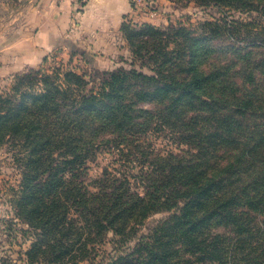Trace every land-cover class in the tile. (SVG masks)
Listing matches in <instances>:
<instances>
[{"label":"trees","instance_id":"16d2710c","mask_svg":"<svg viewBox=\"0 0 264 264\" xmlns=\"http://www.w3.org/2000/svg\"><path fill=\"white\" fill-rule=\"evenodd\" d=\"M215 2L264 19V0ZM263 24L225 19L161 29L125 16L120 32L151 75L134 63L94 76L63 65L17 75L0 94V145L32 155L22 159L13 214L1 223L20 260L264 264ZM152 132L187 150L131 151ZM104 149L126 156L130 169L104 168L88 183L86 164ZM162 212L169 218L131 246Z\"/></svg>","mask_w":264,"mask_h":264},{"label":"rangeland","instance_id":"374dc122","mask_svg":"<svg viewBox=\"0 0 264 264\" xmlns=\"http://www.w3.org/2000/svg\"><path fill=\"white\" fill-rule=\"evenodd\" d=\"M86 1L78 0L80 12L83 11ZM252 1L256 2L257 0ZM144 2L147 3L148 11L139 10L136 12L135 10L131 17L129 16V20L136 26L151 24L165 29L172 25L178 26L181 24L185 27H191L206 21L220 22L225 19L228 21L242 19L245 22L260 20L264 23V19H261L255 12L237 10L235 8L237 3L233 8L223 10L219 7V4H216L215 0L211 3L203 0H144ZM22 4H26V2L21 0H0V94L10 90L17 75L26 73L30 69L40 70L43 73H52L54 67L63 65L66 69L73 70L78 74L94 76L98 73L102 74L121 68L129 70L134 63L139 71L148 75L152 74L149 68L152 66L145 67L139 59L134 58L129 44L122 33L115 35L113 42L107 41L104 43L105 49L106 47L108 49L113 46L116 47V52H113L112 55L102 54L98 46L96 47V44L99 43L96 40V35L87 33L82 34L83 38L77 43L78 47L76 49L66 45L54 48L46 55L48 57L47 62H43V59H41L33 67H26V64H22L21 66L24 67L19 68L18 72L9 75L4 68L8 67L10 69L12 61L16 58V53H19L15 42V22L18 15L17 12L20 13ZM38 4H40V1L37 2L36 7H40ZM76 26L74 24L73 29ZM177 141L179 142V140ZM140 142H142L141 147H130L131 151L135 150L139 153L142 149H149V146H151V149L154 148L157 153L162 155L169 153L181 155V151L187 150L185 145L170 139L167 133L152 132L142 136ZM113 150H100L97 152L96 158L87 162L88 174L84 178L88 183L98 179L104 168H109V171L113 174L130 169V166H126L125 159L127 157L120 156ZM31 153V149L27 147L23 148L19 156L18 152L11 146L7 144L0 145V264H26L18 257L20 248L15 242L12 243L9 236L4 232L1 220L10 218L13 214L10 201L14 196V189L18 188L24 171L22 159L24 157L28 159L32 155ZM132 165L136 166L135 163ZM132 170L133 174L138 173L135 167ZM131 183L135 189H141V185L136 184L139 183L137 177L132 176ZM169 216L170 213L168 212L150 216L143 226L140 227L138 235L133 238L130 245L134 246L139 239L150 234L154 227L167 220ZM28 245L29 242L25 245L26 248ZM105 248L111 251V245L108 244Z\"/></svg>","mask_w":264,"mask_h":264},{"label":"crops","instance_id":"0c3cea01","mask_svg":"<svg viewBox=\"0 0 264 264\" xmlns=\"http://www.w3.org/2000/svg\"><path fill=\"white\" fill-rule=\"evenodd\" d=\"M21 1L26 4L21 5L15 22L19 53H16L10 69L4 68L9 75L24 67L22 64L26 67L37 65L54 48L66 45L76 49L82 34L87 33L96 35L99 42L96 47L102 54L112 55L116 47L105 49L104 43L113 42L115 35L121 33L124 17H131L134 11L130 0H87L82 12L78 0ZM39 1L40 7H36ZM74 24L77 25L75 29Z\"/></svg>","mask_w":264,"mask_h":264},{"label":"built area","instance_id":"2783aa9c","mask_svg":"<svg viewBox=\"0 0 264 264\" xmlns=\"http://www.w3.org/2000/svg\"><path fill=\"white\" fill-rule=\"evenodd\" d=\"M143 2H144V0H130V3L133 7V10L134 11L136 10V12H138L139 10L140 11H148L147 3H145V2L143 3ZM150 12H152V11H150ZM152 15H154V14L152 13Z\"/></svg>","mask_w":264,"mask_h":264}]
</instances>
